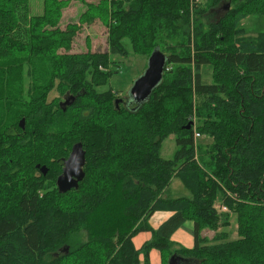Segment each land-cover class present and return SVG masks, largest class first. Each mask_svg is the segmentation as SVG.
Listing matches in <instances>:
<instances>
[{"label":"trees","instance_id":"obj_1","mask_svg":"<svg viewBox=\"0 0 264 264\" xmlns=\"http://www.w3.org/2000/svg\"><path fill=\"white\" fill-rule=\"evenodd\" d=\"M80 1L86 11L63 29L70 0H43L38 15L30 0H0V264H150L153 250L163 264H264V34L247 38L240 27L264 15V0H200L193 20L191 0ZM97 20L109 50L71 53L81 28ZM124 40L136 55L167 56L143 104L98 90L118 74L116 59L129 56ZM53 91L59 97L48 102ZM171 136L177 149L166 160ZM77 143L85 178L60 193ZM37 165L47 176L35 177ZM174 178L190 197L168 196ZM158 211L172 215L153 231ZM232 215L238 239L216 234L206 243L203 229L228 228ZM189 223L194 245L186 248L172 239Z\"/></svg>","mask_w":264,"mask_h":264},{"label":"rangeland","instance_id":"obj_2","mask_svg":"<svg viewBox=\"0 0 264 264\" xmlns=\"http://www.w3.org/2000/svg\"><path fill=\"white\" fill-rule=\"evenodd\" d=\"M88 2L97 3L98 0H87ZM200 0H191V13L193 15L194 10L201 3ZM86 11L85 5L80 0H70L69 6L63 12V18L61 21V27L64 29L68 24L78 23L80 16ZM30 12L32 15H38L43 12V0H30ZM224 10H220L218 12L217 17H220ZM194 15L192 16V20ZM240 27L245 30V35L247 38H255L260 34H264V15L255 14L249 16L247 19L243 20L240 24ZM123 45L126 46V49L129 52V56L127 58H118L116 62L120 65V68L117 69L118 74L113 75L108 83L104 86H101L98 90L100 92H113L117 93L121 100H124L127 104H132L131 99V89L134 83L142 77L144 72L147 69L149 58L136 55L132 46L128 40L123 41ZM109 50L108 44V29L103 21L97 20L92 25H84L81 30L78 32L76 38L73 42V48L71 53H87L89 51L97 53H105ZM151 57V56H150ZM204 79L206 83H212V74L211 68L208 67L207 70L204 71ZM59 95L56 91H53L49 97L48 102H52L54 99L58 98ZM196 101V98H195ZM197 104V101H196ZM25 118H21L19 123ZM26 121V119H25ZM26 127V124H25ZM197 141L199 143H203L207 145L211 143V140L207 137L198 138ZM74 147V146H73ZM73 149V148H72ZM72 149L69 152L68 158L72 152ZM177 149L175 137H169L162 145L161 148V157L169 160L172 159L174 153ZM67 158V159H68ZM66 161V160H65ZM38 166V165H37ZM36 166V167H37ZM46 166V165H45ZM43 167V166H42ZM47 167V166H46ZM48 168V167H47ZM64 168V163H63ZM62 168V172H63ZM49 170V168H48ZM61 172V174H62ZM41 172L35 174V177L40 179L42 174ZM47 184V182H46ZM57 187V182H56ZM168 196L172 198H188L191 196V193L185 186L182 184L180 179L174 178L168 189ZM229 212V211H226ZM170 211H158L155 213L153 218L150 220L149 224L153 231H156L158 227L170 217ZM189 226H192V223H189ZM181 233V232H180ZM178 233L175 237L177 239L180 235ZM216 234H222V241H234L238 239V221L236 216L232 215L231 217V225L228 228H220L219 231H213L208 228L203 229L202 238L206 239V243H214L216 240ZM189 235V233H187ZM144 238L151 240L152 233L149 235H145L143 238H139L135 241L136 247H139L145 243ZM174 239V240H175ZM148 241V240H147ZM189 244H194V240L192 237L186 241ZM182 246V245H181ZM140 247V248H141ZM184 247V246H183ZM153 254L150 253V264H163L162 255L160 251L154 250ZM177 264H180L179 262ZM181 264H197L192 261H188V263L182 262Z\"/></svg>","mask_w":264,"mask_h":264},{"label":"water","instance_id":"obj_3","mask_svg":"<svg viewBox=\"0 0 264 264\" xmlns=\"http://www.w3.org/2000/svg\"><path fill=\"white\" fill-rule=\"evenodd\" d=\"M167 56L159 49L155 50L148 61V66L142 77H140L133 85L130 95L133 103L143 104L147 102L152 92L161 84L164 73L166 71ZM69 101H66L64 105H68ZM26 121L23 119L20 122V127L25 130ZM192 127V123H189L187 129ZM86 164V151L82 143L74 145L69 158L64 163V168L61 176L57 180V187L60 193H68L73 189H78L80 183L85 178L84 167ZM37 169L43 176H47L48 168L46 166H37ZM67 250H69L67 248ZM175 257L171 258L169 264H177ZM187 262L183 260L182 262ZM182 262H179L180 264Z\"/></svg>","mask_w":264,"mask_h":264},{"label":"crops","instance_id":"obj_4","mask_svg":"<svg viewBox=\"0 0 264 264\" xmlns=\"http://www.w3.org/2000/svg\"><path fill=\"white\" fill-rule=\"evenodd\" d=\"M171 215H172V213H171ZM171 215H170V217H171ZM169 217V218H170ZM153 218V217H152ZM168 218V219H169ZM167 220V219H166ZM165 220V221H166ZM164 221V222H165ZM163 222V223H164ZM162 223V224H163ZM161 224V225H162ZM160 227V226H159ZM158 227V228H159ZM192 229H193V227L191 226H189V224H187V226H186V229H183V230H180V231H178L177 233H175V235L173 236V241L176 243V244H178L179 246H184V247H186V248H191V247H193V243L192 244H189L188 242H187V244H186V241L189 239V237H192V235H191V231H192ZM181 232V233H180ZM178 233H180V235H179V237L177 238V239H175V237H176V235L178 234ZM187 233H189V235H187ZM145 235H149V233H146V234H142V235H140L138 238H136L135 239V241L137 240V239H139V238H143V237H145ZM193 238V237H192ZM175 239V240H174ZM147 240L149 241V239H146V238H144V241L145 242H147ZM134 241V242H135ZM141 246H139V247H137V248H140ZM153 252H155L154 250L151 252V254H153ZM141 259H142V261H143V256L141 257Z\"/></svg>","mask_w":264,"mask_h":264},{"label":"built area","instance_id":"obj_5","mask_svg":"<svg viewBox=\"0 0 264 264\" xmlns=\"http://www.w3.org/2000/svg\"><path fill=\"white\" fill-rule=\"evenodd\" d=\"M202 136L199 134V133H196L195 134V138L196 139H198V138H201ZM220 211H223V212H226V211H228V209L226 208V207H224V206H218L217 207Z\"/></svg>","mask_w":264,"mask_h":264},{"label":"bare ground","instance_id":"obj_6","mask_svg":"<svg viewBox=\"0 0 264 264\" xmlns=\"http://www.w3.org/2000/svg\"><path fill=\"white\" fill-rule=\"evenodd\" d=\"M166 72V71H165Z\"/></svg>","mask_w":264,"mask_h":264}]
</instances>
